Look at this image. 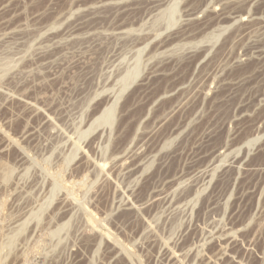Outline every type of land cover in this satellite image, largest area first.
<instances>
[{
	"label": "rangeland",
	"instance_id": "obj_1",
	"mask_svg": "<svg viewBox=\"0 0 264 264\" xmlns=\"http://www.w3.org/2000/svg\"><path fill=\"white\" fill-rule=\"evenodd\" d=\"M0 264H264V0H0Z\"/></svg>",
	"mask_w": 264,
	"mask_h": 264
},
{
	"label": "bare ground",
	"instance_id": "obj_2",
	"mask_svg": "<svg viewBox=\"0 0 264 264\" xmlns=\"http://www.w3.org/2000/svg\"><path fill=\"white\" fill-rule=\"evenodd\" d=\"M135 75H136V74H135ZM134 77H135V76H134ZM134 77H133V78H134ZM110 115H111V114H109L108 117H109ZM108 117H107V119H110V118H108Z\"/></svg>",
	"mask_w": 264,
	"mask_h": 264
}]
</instances>
